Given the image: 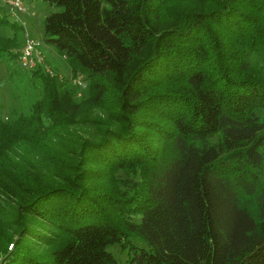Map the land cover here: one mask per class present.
<instances>
[{"label": "trees", "instance_id": "trees-1", "mask_svg": "<svg viewBox=\"0 0 264 264\" xmlns=\"http://www.w3.org/2000/svg\"><path fill=\"white\" fill-rule=\"evenodd\" d=\"M43 1L91 93L36 70L31 112L0 117V264H117L113 243L127 264H264V0ZM108 96L100 131L80 114Z\"/></svg>", "mask_w": 264, "mask_h": 264}, {"label": "rangeland", "instance_id": "rangeland-1", "mask_svg": "<svg viewBox=\"0 0 264 264\" xmlns=\"http://www.w3.org/2000/svg\"><path fill=\"white\" fill-rule=\"evenodd\" d=\"M194 1L177 0L176 3L179 7L181 4L194 3ZM52 9L59 8L43 0H0V17L6 19V23L0 25V38L10 40L7 48L0 53V117L4 120L11 121L19 114L31 112L32 103L43 95L42 78L45 77L44 75L57 77L60 82L68 86L75 102L85 101L90 96V79L83 73H78L73 77L66 57L61 55L53 44L44 40L42 21ZM249 59L253 67L263 63L262 58L256 54H250ZM36 70L45 73L43 77ZM110 99L111 96L106 97L101 107L84 105L80 115L89 117L87 120L96 118L97 124L84 120L74 128L84 126L86 129L89 125L91 127L95 125L94 128L102 131L101 129L112 123L104 115ZM255 114L260 119H264L263 108H259ZM212 140L215 139L212 138ZM27 167L31 168V165L27 164ZM259 178L264 180V167ZM1 197L5 199V195L0 190V199ZM3 205L9 209L5 202ZM138 218L137 215L131 216V219L135 221H138ZM10 232L14 233L13 230ZM132 242L138 246L145 245V242L140 239L133 238ZM27 243L30 251L35 255L46 252L45 244H35L30 240ZM7 247L11 249V244L9 243ZM127 249H122L118 243H113L108 247L109 252L117 259V264H127Z\"/></svg>", "mask_w": 264, "mask_h": 264}, {"label": "built area", "instance_id": "built-area-1", "mask_svg": "<svg viewBox=\"0 0 264 264\" xmlns=\"http://www.w3.org/2000/svg\"><path fill=\"white\" fill-rule=\"evenodd\" d=\"M11 246H12V244H11Z\"/></svg>", "mask_w": 264, "mask_h": 264}]
</instances>
